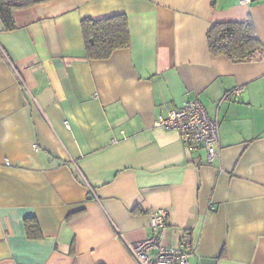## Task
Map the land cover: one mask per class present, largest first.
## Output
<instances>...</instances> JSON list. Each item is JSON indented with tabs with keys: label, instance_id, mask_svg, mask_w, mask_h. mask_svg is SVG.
<instances>
[{
	"label": "crops",
	"instance_id": "1",
	"mask_svg": "<svg viewBox=\"0 0 264 264\" xmlns=\"http://www.w3.org/2000/svg\"><path fill=\"white\" fill-rule=\"evenodd\" d=\"M116 14L130 48L87 60L82 19ZM14 17L0 20V264H137L127 244L158 209L190 264H264V60L207 40L252 20L264 45V0H54ZM191 99L219 122L212 160L156 124Z\"/></svg>",
	"mask_w": 264,
	"mask_h": 264
},
{
	"label": "trees",
	"instance_id": "2",
	"mask_svg": "<svg viewBox=\"0 0 264 264\" xmlns=\"http://www.w3.org/2000/svg\"><path fill=\"white\" fill-rule=\"evenodd\" d=\"M54 0H1L0 20L6 31L16 30L14 13ZM85 44V58L105 61L119 51L130 48L131 34L126 14L102 18H83L81 21ZM208 46L214 56H225L234 63L264 60V45L259 41L252 20L237 24H216L207 34ZM30 240H40L43 233L38 220L28 217L24 221ZM189 261V260H188Z\"/></svg>",
	"mask_w": 264,
	"mask_h": 264
},
{
	"label": "built area",
	"instance_id": "3",
	"mask_svg": "<svg viewBox=\"0 0 264 264\" xmlns=\"http://www.w3.org/2000/svg\"><path fill=\"white\" fill-rule=\"evenodd\" d=\"M241 91L238 88L232 93L238 95ZM156 124L179 133L182 143L190 151H205L209 160L217 156L221 139L219 122L211 119L198 100L191 99L177 109H168L167 113L157 117ZM151 215L152 235L143 241L127 244L137 264H190L185 247L169 248L164 244L163 234L168 225V212L158 209Z\"/></svg>",
	"mask_w": 264,
	"mask_h": 264
},
{
	"label": "rangeland",
	"instance_id": "4",
	"mask_svg": "<svg viewBox=\"0 0 264 264\" xmlns=\"http://www.w3.org/2000/svg\"><path fill=\"white\" fill-rule=\"evenodd\" d=\"M202 152V151H201ZM205 154H206V152L205 151H203Z\"/></svg>",
	"mask_w": 264,
	"mask_h": 264
}]
</instances>
